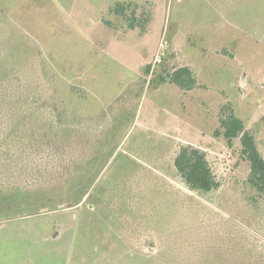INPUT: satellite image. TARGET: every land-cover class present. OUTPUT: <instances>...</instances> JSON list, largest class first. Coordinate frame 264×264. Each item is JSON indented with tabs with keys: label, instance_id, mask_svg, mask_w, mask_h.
Instances as JSON below:
<instances>
[{
	"label": "rangeland",
	"instance_id": "1",
	"mask_svg": "<svg viewBox=\"0 0 264 264\" xmlns=\"http://www.w3.org/2000/svg\"><path fill=\"white\" fill-rule=\"evenodd\" d=\"M131 1L125 12L136 8L134 28L113 9L126 0H0V18L8 22L0 74L21 65L22 79L31 81L32 63L40 61L41 80L54 82L41 95L75 112L73 124L105 129L101 151L65 185L0 189V264H131L130 247L119 240L102 255L95 248L96 237L111 242L118 231L114 213L127 211L123 187L112 182L129 177L131 189L142 193L136 183L174 174L171 161L188 144L206 153L219 183L211 198L200 199L205 210L242 226L264 246V196L249 181L239 138L229 145L220 126L222 117L242 118L264 157V0H134L135 7ZM162 41L167 44L159 49ZM182 66L194 72V89L167 81ZM69 84L86 96L84 105L65 104ZM2 121L0 142L7 136ZM16 157L0 152V179L17 173L9 169ZM110 200L119 202L113 208ZM98 216L105 222H96ZM152 240L138 241L143 253L157 251Z\"/></svg>",
	"mask_w": 264,
	"mask_h": 264
},
{
	"label": "trees",
	"instance_id": "2",
	"mask_svg": "<svg viewBox=\"0 0 264 264\" xmlns=\"http://www.w3.org/2000/svg\"><path fill=\"white\" fill-rule=\"evenodd\" d=\"M126 1L116 3L113 9L128 22L129 27L134 28L136 8H132L128 16L125 8L131 0ZM131 2L135 7L137 1ZM6 23L0 18V65L7 56L6 50L1 51V43L7 38ZM32 66L36 77L31 81L22 79L19 73L21 65L16 71L9 68L0 74V121H6L7 130V136L0 142V152L6 156H17L9 167L13 171L17 169V173L14 177L0 179V189L10 191L6 194L15 189L19 192L22 189L65 185L83 172L91 161V155L100 152L104 145V127L96 131L73 124L75 112L57 109L50 97L41 95L51 91L54 82L41 80L46 70L40 61L35 66L32 63ZM167 76V81L183 91L194 89L199 84L189 66L176 68ZM67 86L65 104H72L73 108L84 105L86 96L75 94L70 84ZM220 126L229 145L233 139L239 138V155L250 168L249 181L264 196V157L255 135L236 115L222 117ZM36 154L39 155L37 158L34 157ZM23 155H28V158H23ZM29 159H35L34 163ZM171 162L174 174L165 171L164 176L156 174L136 183L143 185L142 193L139 187L135 191L131 189L129 177L112 182L114 186L123 187L121 203L127 211H122L121 215L114 213L118 231H114L111 242L103 234L96 237L97 255L107 250L108 243L115 245L119 240L130 247L127 256L131 264H264V246L258 245L259 238L255 234L224 219L211 208L205 210L200 199L211 198L219 188L206 153L188 144L180 147ZM173 181L191 194L182 192ZM163 186H166L165 193ZM80 202L81 199L75 203L67 202L64 208ZM109 202L114 208L119 201ZM94 208L93 205L87 209L92 211ZM172 217L176 220L180 217L179 225L171 222ZM94 219L105 222L103 219L99 221V216ZM143 237L155 240H152L156 242L155 253L150 249L143 253L138 244Z\"/></svg>",
	"mask_w": 264,
	"mask_h": 264
},
{
	"label": "built area",
	"instance_id": "3",
	"mask_svg": "<svg viewBox=\"0 0 264 264\" xmlns=\"http://www.w3.org/2000/svg\"><path fill=\"white\" fill-rule=\"evenodd\" d=\"M166 44H167L166 41H162V42L160 43V45H159V49H163V48H165ZM159 54L161 55V52H159V53L157 54V58H158ZM260 86H264V78L262 79V83L260 84Z\"/></svg>",
	"mask_w": 264,
	"mask_h": 264
}]
</instances>
